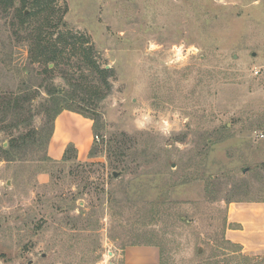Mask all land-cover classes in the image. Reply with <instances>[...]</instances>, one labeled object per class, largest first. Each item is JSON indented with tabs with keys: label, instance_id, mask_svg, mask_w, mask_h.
<instances>
[{
	"label": "rangeland",
	"instance_id": "374dc122",
	"mask_svg": "<svg viewBox=\"0 0 264 264\" xmlns=\"http://www.w3.org/2000/svg\"><path fill=\"white\" fill-rule=\"evenodd\" d=\"M42 3L21 33L19 12H0V93L37 94L30 125L1 124L0 144L39 133L0 158V264H126L132 245L159 247L161 264H264L227 234L231 202L264 200V0ZM41 27L84 38L49 64L54 80L30 52ZM89 60L110 71L103 99L91 70L79 78ZM64 70L91 99L63 105L96 131L57 161L46 87L71 91Z\"/></svg>",
	"mask_w": 264,
	"mask_h": 264
},
{
	"label": "trees",
	"instance_id": "16d2710c",
	"mask_svg": "<svg viewBox=\"0 0 264 264\" xmlns=\"http://www.w3.org/2000/svg\"><path fill=\"white\" fill-rule=\"evenodd\" d=\"M42 2L43 0H0V12L7 13L11 9H14L19 12V15L17 16V22L14 25L17 26L15 30L18 33H21L24 26L27 24V22H29L32 16L37 17L43 11H45L43 9L44 5ZM29 7H32L34 11L26 15L25 10ZM59 25H61V21H58L57 24L55 23V26ZM27 29L28 28H26V30ZM55 34L56 31L51 29H42V27L35 29L33 33L30 31L27 34L29 36L28 40L30 41V52L33 55V52L36 50L37 57L34 60L39 63H43L44 65H46L47 63V68H45L44 73L47 74V79L50 80H54L55 70L58 68L59 63L63 59V54L67 50V48H70L71 50L77 49L76 47H74L76 43H84V38H79L77 36L64 33H58L56 39H52ZM50 63H53L56 69L49 68ZM72 67H77V65H73ZM83 67L87 68L88 70H91L93 75H95L96 84L103 85L105 93L101 94L99 96V99L105 98V96L111 90V84L109 82V69L97 66L96 62L93 60L85 61L84 66H81L78 69L81 72V74H79V78L80 80H82V84L83 82L88 81V76L86 75ZM62 73L64 74V78L71 85L72 90L64 92L60 90L59 87H56L54 83L46 87V93L49 96L47 102H50L51 106L53 107V110L49 109V111H51V113L49 114L51 126L47 137V143H49V140L53 134L55 119L63 110L74 111L91 118L82 109H76L70 106L63 105L65 104L64 102H66L67 100L72 101L79 98V100L86 102L89 101L91 97H80L77 92L78 90H82L83 85L81 83H75L78 82L75 81V75H72L71 73L65 70ZM26 89H20L16 92L0 93V125L5 123L6 127L4 128L18 129L21 127V125H30L33 117L32 101L37 97V94L28 92L26 91ZM91 119L94 118L92 117ZM94 131H96L95 125ZM38 134V132H34L33 134H20L17 137H11L7 147H4L0 144V158L2 157L7 161H14L19 155L18 152L21 148H27L29 145L34 144V142H32L31 140L37 141L36 135ZM70 148H73V146H70L67 149L66 154Z\"/></svg>",
	"mask_w": 264,
	"mask_h": 264
},
{
	"label": "crops",
	"instance_id": "0c3cea01",
	"mask_svg": "<svg viewBox=\"0 0 264 264\" xmlns=\"http://www.w3.org/2000/svg\"><path fill=\"white\" fill-rule=\"evenodd\" d=\"M93 119L64 110L55 119L54 131L48 143V154L62 160L73 146L82 155L94 140ZM228 237L242 246L245 253L264 256V200L234 201L228 205ZM126 264H161L160 248L154 245H132L122 250Z\"/></svg>",
	"mask_w": 264,
	"mask_h": 264
},
{
	"label": "built area",
	"instance_id": "2783aa9c",
	"mask_svg": "<svg viewBox=\"0 0 264 264\" xmlns=\"http://www.w3.org/2000/svg\"><path fill=\"white\" fill-rule=\"evenodd\" d=\"M95 138L98 140V139H99V136H98V135H96V136H95Z\"/></svg>",
	"mask_w": 264,
	"mask_h": 264
},
{
	"label": "water",
	"instance_id": "95a60500",
	"mask_svg": "<svg viewBox=\"0 0 264 264\" xmlns=\"http://www.w3.org/2000/svg\"><path fill=\"white\" fill-rule=\"evenodd\" d=\"M26 13H27V11H26ZM108 68V67H107ZM114 176L116 177L117 176V173H114Z\"/></svg>",
	"mask_w": 264,
	"mask_h": 264
}]
</instances>
